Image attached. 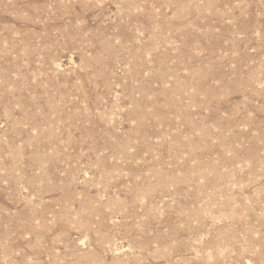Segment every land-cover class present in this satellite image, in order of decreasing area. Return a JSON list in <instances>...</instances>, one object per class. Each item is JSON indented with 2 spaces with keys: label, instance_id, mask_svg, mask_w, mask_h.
<instances>
[{
  "label": "rangeland",
  "instance_id": "1",
  "mask_svg": "<svg viewBox=\"0 0 264 264\" xmlns=\"http://www.w3.org/2000/svg\"><path fill=\"white\" fill-rule=\"evenodd\" d=\"M0 264H264V0H0Z\"/></svg>",
  "mask_w": 264,
  "mask_h": 264
},
{
  "label": "bare ground",
  "instance_id": "2",
  "mask_svg": "<svg viewBox=\"0 0 264 264\" xmlns=\"http://www.w3.org/2000/svg\"><path fill=\"white\" fill-rule=\"evenodd\" d=\"M173 33V32H172ZM169 39V38H168ZM158 41V40H157ZM101 43V42H100ZM155 43V42H154ZM158 44V43H157ZM169 45V44H168ZM153 49H155V48H153ZM139 50V49H138ZM104 54V53H103ZM101 56V55H100ZM114 56V55H113ZM141 59V58H140ZM255 81V80H254ZM192 91V90H191ZM192 93V92H191ZM149 117V116H148ZM166 117V116H165ZM191 124V123H190ZM192 125V124H191ZM214 129V128H213ZM203 131V130H202ZM208 131V130H207ZM43 134V133H42ZM200 134V133H199ZM210 136H211V134H210ZM193 138V137H192ZM202 149V148H201ZM223 149V148H222ZM125 153V152H124ZM197 171H199V169L197 170ZM205 172V171H204ZM209 172V171H208ZM193 173H194V171H193ZM203 173V172H202ZM203 175H204V173H203ZM234 217V216H233ZM242 217V216H241ZM240 218V217H239ZM229 231V230H228ZM227 232V231H226ZM224 233V232H223ZM246 236V235H245ZM243 240H244V238H243ZM210 263V262H209Z\"/></svg>",
  "mask_w": 264,
  "mask_h": 264
}]
</instances>
